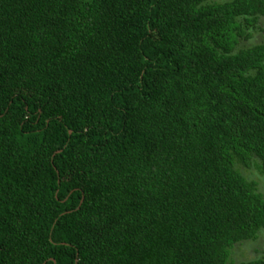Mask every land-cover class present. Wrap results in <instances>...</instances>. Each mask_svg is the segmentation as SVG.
Instances as JSON below:
<instances>
[{
  "label": "trees",
  "instance_id": "16d2710c",
  "mask_svg": "<svg viewBox=\"0 0 264 264\" xmlns=\"http://www.w3.org/2000/svg\"><path fill=\"white\" fill-rule=\"evenodd\" d=\"M0 0V264L234 263L264 231V0Z\"/></svg>",
  "mask_w": 264,
  "mask_h": 264
},
{
  "label": "rangeland",
  "instance_id": "374dc122",
  "mask_svg": "<svg viewBox=\"0 0 264 264\" xmlns=\"http://www.w3.org/2000/svg\"><path fill=\"white\" fill-rule=\"evenodd\" d=\"M228 0H210L209 2H225ZM250 37L239 43L240 48H247L256 44H264V15L260 16L253 29L249 30ZM241 173L249 180L257 184V191L264 197V176L254 169L241 170ZM253 259L264 260V231L260 232L255 240L246 241L233 246L230 250V260L234 263L246 262Z\"/></svg>",
  "mask_w": 264,
  "mask_h": 264
}]
</instances>
